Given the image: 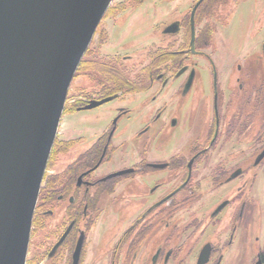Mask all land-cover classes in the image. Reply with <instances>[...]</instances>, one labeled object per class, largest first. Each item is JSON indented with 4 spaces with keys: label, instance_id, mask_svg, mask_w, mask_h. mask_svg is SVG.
Wrapping results in <instances>:
<instances>
[{
    "label": "flooded vegetation",
    "instance_id": "1",
    "mask_svg": "<svg viewBox=\"0 0 264 264\" xmlns=\"http://www.w3.org/2000/svg\"><path fill=\"white\" fill-rule=\"evenodd\" d=\"M246 1L255 31L264 0L113 1L67 98L30 245L46 236L27 264H264V40L234 67L213 55ZM144 21L153 26L141 50L111 48ZM134 98L144 113L122 141ZM102 107L97 123L110 122L92 141L76 124L66 132L64 116Z\"/></svg>",
    "mask_w": 264,
    "mask_h": 264
},
{
    "label": "water",
    "instance_id": "2",
    "mask_svg": "<svg viewBox=\"0 0 264 264\" xmlns=\"http://www.w3.org/2000/svg\"><path fill=\"white\" fill-rule=\"evenodd\" d=\"M113 1L0 0V264H27L69 90Z\"/></svg>",
    "mask_w": 264,
    "mask_h": 264
},
{
    "label": "rangeland",
    "instance_id": "3",
    "mask_svg": "<svg viewBox=\"0 0 264 264\" xmlns=\"http://www.w3.org/2000/svg\"><path fill=\"white\" fill-rule=\"evenodd\" d=\"M252 3H253V1H252ZM255 20H256V11H254V7L250 5V2L246 1V2H243L242 4H240L238 6V9L235 13V16L233 17V20H232L230 26L225 27L222 32H219V35H221V39H219V37H218L217 49L215 50V52H213V55L217 56L218 61H219L221 66L223 65V67L227 68V67H232V66L234 67L236 65V63H242L243 62L242 55L249 51L251 45H252L255 53H257L255 55V58H257V56L259 54V50H258L257 45L260 43V41L264 40V22H262L260 26H257L255 31H254ZM104 23L105 22H101L103 29L105 28ZM142 23L144 26L138 24V27L140 28L139 33L141 34L138 36V38H127V39H124V41L122 43H117L116 40H114V41H112L113 45L111 46V48L116 47V50H118V51L121 50L122 48H125L127 50V49H129L130 44H131V45H134V49L138 48V50H141L142 49L141 47L144 46V44H145V42H143V41H146L145 38L148 36H151V32H147L146 27L147 26H153V23H152V25H149V24H147V21H144ZM254 33H255V38H253ZM96 39H97V35H96L95 40ZM138 50H134V51H138ZM119 52H122V51H119ZM236 55L241 56V57H236ZM218 61H217V63H218ZM262 64L264 65V62ZM69 94H68L69 95L68 97L71 98L73 96L72 95L73 94V85H71V88L69 90ZM125 103L119 104L118 102H114V103L110 104L109 106H110L111 110H113L117 107H120V105H127ZM129 106H130V109H132L134 111L135 115L131 121L124 120V121H121L119 123L118 136H120V140H122V141L129 139V135L136 128V125H133L132 123H135V124L139 123V120L143 116L144 100L142 98H141V100H139V99L135 100V98H134L130 102ZM68 108H69V105H68ZM104 111H105V108L102 107V108L96 109V110L91 111V112H83L79 115L81 118L76 117L75 120L73 119L74 116H72V117L64 116L63 122L64 123L66 122L69 125L66 129V132L70 133L75 127L74 124H76V126H78V128H80L82 131L85 132L86 138H84V140H83L84 143L92 141V139H90V137H92L95 134L94 131H98V129H100V127L107 125L108 122H110V120H109L106 122L102 121V122L97 123L96 119L99 118L100 116H102L104 114ZM82 117H85V119L82 120ZM100 119H102V117H100ZM132 126H133V128L128 133L129 128ZM64 127H63V129H64ZM90 127L93 128V130H87L86 131V129L90 128ZM61 130H62V128H61ZM178 134H179L178 130H176L173 133L174 136H176ZM174 139H176V138H173L172 140H174ZM131 141H133V145L132 144L130 145ZM165 141H166V138H165ZM165 141H162V142L160 141L159 143L154 144L153 146L168 145L167 143H165ZM130 142L128 144V147L129 146H136L134 143V140H130ZM185 144H186V139L182 143L181 142L179 143V141H177V142L174 141V143H172L170 145L171 146H184ZM143 147L147 148L149 146L144 144ZM152 153H158V152L152 150ZM155 156L157 157V154ZM51 169H53V166L51 167ZM151 187H149V189L144 187L146 195L151 192L150 191ZM156 197L157 198L159 197L158 194H155L151 199H156ZM139 201L141 202L142 200H139ZM145 203L146 202L143 200L140 204H145ZM160 217L162 218L163 215H161ZM133 220H134V217L132 218V221L131 220L130 221L133 222ZM45 233L46 232L43 230H38L35 233L34 239L32 240L31 245H30V249H31V246L33 245V243L35 245L36 243L41 244L42 242H44V238L46 236ZM100 233H101V229H100ZM96 239L94 240L95 242H97ZM29 253H30V250H29Z\"/></svg>",
    "mask_w": 264,
    "mask_h": 264
}]
</instances>
